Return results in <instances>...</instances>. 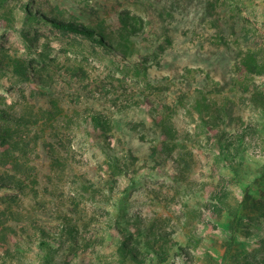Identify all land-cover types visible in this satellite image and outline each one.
<instances>
[{"label": "rangeland", "instance_id": "obj_1", "mask_svg": "<svg viewBox=\"0 0 264 264\" xmlns=\"http://www.w3.org/2000/svg\"><path fill=\"white\" fill-rule=\"evenodd\" d=\"M0 111V264H264V0H0Z\"/></svg>", "mask_w": 264, "mask_h": 264}, {"label": "trees", "instance_id": "obj_2", "mask_svg": "<svg viewBox=\"0 0 264 264\" xmlns=\"http://www.w3.org/2000/svg\"><path fill=\"white\" fill-rule=\"evenodd\" d=\"M31 12L28 10V14H30ZM48 22H50L54 27L60 29V30H66V31H72V32H76L79 33L81 35H83L86 38H89L93 41H95L96 43L105 46V47H113V44L110 42V38L109 35L104 32L102 34H96V30L93 28H89L86 26H83L81 24H76L74 22L71 21H62V20H55V19H46ZM120 22L122 25V31L123 33L127 36V37H131V36H138L139 33L137 32L138 28L136 27V24L134 21H132V19L130 17H128L127 15L121 16L120 17ZM123 36V34H122ZM123 45V44H121ZM0 118L2 119H6V120H10L9 116H5V114L3 112L0 111ZM90 120L93 121L94 126H96L98 129L103 128L104 127V121L100 118V116L98 115H91L90 116ZM19 121V120H18ZM248 129H244V131H241L240 133H231V134H227V135H219V137L217 138L218 140V146H219V150L221 152H224L225 150H227L226 152H224L223 155L227 156L230 155V146L232 145L233 142H236L239 138H241L245 133H247ZM163 134L170 140L173 139V136H171L169 133H167L165 130L163 132ZM8 152H4V154H7ZM7 162L4 161V163L2 165H6ZM5 171H10V170H5ZM8 180H0V187H4V186H11L14 187V185H16L18 183V179H16V176H9L7 178ZM2 181V182H1ZM7 181V182H6ZM9 186V187H10ZM213 195L216 197V199H218L220 202L224 200V192L221 193H213ZM157 236L162 239V237H165L166 235L162 234L161 232H158ZM168 256V253L163 255V253L156 251L155 249H152V254L147 253L146 256L140 257V256H133L132 257H136L134 258L136 261L139 262H144L146 259H152V258H157V259H161V260H165ZM181 256H184V254L182 253Z\"/></svg>", "mask_w": 264, "mask_h": 264}]
</instances>
